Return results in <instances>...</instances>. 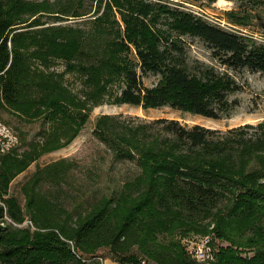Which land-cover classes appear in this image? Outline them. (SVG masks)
<instances>
[{
	"label": "trees",
	"instance_id": "16d2710c",
	"mask_svg": "<svg viewBox=\"0 0 264 264\" xmlns=\"http://www.w3.org/2000/svg\"><path fill=\"white\" fill-rule=\"evenodd\" d=\"M96 2L99 8L104 5L91 29H31L40 24L43 4L0 0L1 105L23 119L44 116L52 122L49 134L32 141L30 150L0 154V264H89L86 256L100 264L95 253L102 248L119 263L140 264L128 256L135 247L153 264H264L263 123L221 131L155 119L151 125L157 127V145L135 150L144 173L127 185L133 191L123 194V202L112 206L108 199L83 216L55 218L45 231L21 226L25 213L17 198L8 195L10 182L55 143V133L66 136L82 127L91 107L104 102L108 85L118 77L124 84L116 96L119 103L169 106L218 119L231 116L236 101L228 95L242 89L232 71L264 74L263 45L190 11H154L134 0ZM56 10L52 12L73 17L86 14L72 7ZM160 14L165 28L157 27ZM180 36L201 40L219 67L201 61L190 66ZM56 60L64 62L65 71L83 77L88 89L82 98L71 92L61 72L50 69ZM136 67L141 74L160 77L146 87ZM135 153L124 156L133 159ZM189 231L213 233L226 244L212 261L196 260L174 239Z\"/></svg>",
	"mask_w": 264,
	"mask_h": 264
},
{
	"label": "rangeland",
	"instance_id": "374dc122",
	"mask_svg": "<svg viewBox=\"0 0 264 264\" xmlns=\"http://www.w3.org/2000/svg\"><path fill=\"white\" fill-rule=\"evenodd\" d=\"M44 5L38 18L39 25L30 28L46 26L71 25L91 29L93 18L102 12L104 3L99 8L96 0H27ZM148 3L154 11L168 7L170 9L185 10L194 13L210 24L221 27L243 36L250 43L264 46V0H134ZM86 13L80 17L63 15L52 11L70 8ZM42 13V12H40ZM158 13V12H157ZM26 15V14H25ZM58 15V16H57ZM121 29L123 22L116 14ZM38 15L30 18L32 20ZM165 16L160 14L157 27L165 28ZM24 24H20L21 27ZM117 27V26H115ZM189 65L196 61L219 64L211 57L210 49L198 38L180 36ZM130 58L137 63L134 52ZM50 69L63 74L64 83L71 92L83 97L88 89L83 85V77L77 72L65 71V64L56 60ZM143 85H154L159 74L151 72L141 74L136 67ZM236 81L242 89L228 95L229 100L236 104L230 117L218 119L207 118L198 114L161 106L156 108H142L141 106L123 103L116 99L124 84L121 78L108 85L104 95V102L92 106L87 113V120L75 132L66 136L55 133V143L41 152L27 167L12 179L8 195L15 196L25 213L23 227L32 231H45L52 226L53 219L76 216L88 213L94 207L108 199L115 203L123 202V194L132 193L127 185L134 184L135 180L143 175L137 165V151H147L155 148L156 126L151 122L155 119L166 118L177 120L181 125L191 127L201 125L206 128L225 131L231 127L244 124H264V74L257 71L240 69L232 71ZM0 101V121L5 123L18 136V143L13 149L14 154H22L30 150L32 141H41L44 135L49 134L52 122L44 116L26 120L5 109ZM51 122V123H50ZM139 128V130H138ZM145 131L151 136L145 137ZM135 148V149H134ZM133 152L134 158L125 157ZM34 183V194L31 195V185ZM132 187V186H131ZM128 191V192H126ZM135 193H133L134 195ZM31 195V196H30ZM46 227V229L44 228ZM174 239L190 254L196 243L202 247L211 248L212 254L199 261H208L215 258L220 246L226 243L216 239L213 233H194L177 235ZM96 259L100 264H118L117 258L107 248L96 251ZM141 260L140 264H153L139 253L135 247L128 254ZM193 257V255H192ZM89 264H95L93 257L86 256ZM146 262V263H145Z\"/></svg>",
	"mask_w": 264,
	"mask_h": 264
},
{
	"label": "built area",
	"instance_id": "2783aa9c",
	"mask_svg": "<svg viewBox=\"0 0 264 264\" xmlns=\"http://www.w3.org/2000/svg\"><path fill=\"white\" fill-rule=\"evenodd\" d=\"M18 136L5 123L0 121V154H5L13 150L18 143ZM73 249L72 241H68ZM212 254L211 248L202 247V243H196L191 255L193 258H204L208 254ZM118 264H133V263H118ZM143 264V262L141 263Z\"/></svg>",
	"mask_w": 264,
	"mask_h": 264
}]
</instances>
